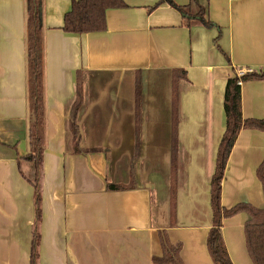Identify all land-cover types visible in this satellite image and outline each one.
Masks as SVG:
<instances>
[{
  "label": "crops",
  "instance_id": "obj_1",
  "mask_svg": "<svg viewBox=\"0 0 264 264\" xmlns=\"http://www.w3.org/2000/svg\"><path fill=\"white\" fill-rule=\"evenodd\" d=\"M172 1L192 14L204 7L215 27L184 24L162 0H123L124 8L107 11L106 31L78 35L63 30L72 0H49L45 12L41 6L46 133L37 264H157L166 253L163 238L181 245L182 264H216L207 240L212 176L227 127L225 88L240 69L264 73V0ZM27 16V0H0V264H30L35 235V190L23 177L35 173L24 159L32 152ZM175 70L188 78L175 91L174 181ZM78 75L81 152L70 130ZM241 91L243 119L264 120V81L245 82ZM235 142L221 205L259 209L264 132L244 128ZM133 162L134 186L110 190L130 186ZM248 219L242 211L222 221L233 264H253Z\"/></svg>",
  "mask_w": 264,
  "mask_h": 264
},
{
  "label": "trees",
  "instance_id": "obj_2",
  "mask_svg": "<svg viewBox=\"0 0 264 264\" xmlns=\"http://www.w3.org/2000/svg\"><path fill=\"white\" fill-rule=\"evenodd\" d=\"M163 3L169 4L179 10L182 15L184 24L190 26L192 20H198L205 26L215 27L207 17V10L203 7L198 14H192L190 7H177L172 0H162ZM42 0H27V102L29 114V131H30V147L32 152L24 158L30 164L34 165V176L28 179L26 175L23 177L28 180L35 190V212L36 221L34 224V240L32 245V257L30 264H37L39 259V245L41 233H39L40 224L42 222V177L44 171L43 157L45 153V45L43 36V20L41 10ZM123 0H72L71 8L64 18V32L83 35L87 33H100L107 30L106 14L109 10L124 8ZM174 76V93L180 81H187L185 71L175 70ZM77 100L74 103L70 113V130L73 133L74 147L76 152H81L79 147L80 131L77 125L79 110L83 103L82 95V78L78 75ZM264 81V73L255 72L251 74L235 77L228 80L225 88L224 108L226 111V131L221 140V145L217 155V163L215 172L211 182V208L213 212V227L209 233L207 246L211 257L216 264H233L231 262L226 246H224L222 237V221L225 218L233 217L242 211L247 212L249 219L245 223V238L249 256L253 264H264V206L259 209L249 207L247 205L236 206L231 209L223 208L222 199V183L224 180V172L229 162L230 154L236 144V139L240 131L244 128L261 130L264 132V120H244L241 108V83L249 81ZM178 121V99L175 93L173 101V150H172V178L175 181L177 171L176 154V125ZM137 157V156H136ZM135 161V158H134ZM134 162L131 166V184L130 186L109 185V189L116 191L134 186ZM257 176L262 182L264 193V161L258 167ZM175 199H173V207ZM163 247L166 253L163 257L156 260L160 264H182L180 260L181 245L170 246L163 238Z\"/></svg>",
  "mask_w": 264,
  "mask_h": 264
},
{
  "label": "built area",
  "instance_id": "obj_3",
  "mask_svg": "<svg viewBox=\"0 0 264 264\" xmlns=\"http://www.w3.org/2000/svg\"><path fill=\"white\" fill-rule=\"evenodd\" d=\"M251 73H255V72L252 69L243 68V69L238 70L235 74H237L238 77H242L244 75L251 74ZM239 84L242 85L243 83L240 82Z\"/></svg>",
  "mask_w": 264,
  "mask_h": 264
},
{
  "label": "rangeland",
  "instance_id": "obj_4",
  "mask_svg": "<svg viewBox=\"0 0 264 264\" xmlns=\"http://www.w3.org/2000/svg\"><path fill=\"white\" fill-rule=\"evenodd\" d=\"M48 1H49V0H43V2H42V6H43V10H44V12L46 11L45 8H46V9L48 8V7H47ZM24 164H25V163H23V165H24ZM24 168H26V165H24ZM30 177H33V176L30 175Z\"/></svg>",
  "mask_w": 264,
  "mask_h": 264
},
{
  "label": "water",
  "instance_id": "obj_5",
  "mask_svg": "<svg viewBox=\"0 0 264 264\" xmlns=\"http://www.w3.org/2000/svg\"><path fill=\"white\" fill-rule=\"evenodd\" d=\"M42 15V14H41Z\"/></svg>",
  "mask_w": 264,
  "mask_h": 264
}]
</instances>
